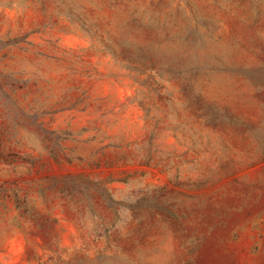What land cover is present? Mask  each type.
<instances>
[{
  "label": "rangeland",
  "instance_id": "374dc122",
  "mask_svg": "<svg viewBox=\"0 0 264 264\" xmlns=\"http://www.w3.org/2000/svg\"><path fill=\"white\" fill-rule=\"evenodd\" d=\"M195 17L264 63L237 1L0 0V264H264V77L139 56Z\"/></svg>",
  "mask_w": 264,
  "mask_h": 264
},
{
  "label": "trees",
  "instance_id": "16d2710c",
  "mask_svg": "<svg viewBox=\"0 0 264 264\" xmlns=\"http://www.w3.org/2000/svg\"><path fill=\"white\" fill-rule=\"evenodd\" d=\"M230 1H237L240 7L245 8L246 12L252 13L253 25L261 22V17L264 16V0ZM186 5L189 6L187 3ZM162 8L167 10L170 9V6L163 3ZM133 21L138 22L139 17H134ZM192 22L194 24L189 25L188 30L177 32L176 35L169 37L171 42L178 43L177 52L165 53L160 45L138 49L139 56L147 60L149 64L146 70L151 69L154 65L166 66L168 70L180 77L184 90H194V83L198 77L207 75L208 72L213 70L250 81L264 77V63L253 67L244 63H237L235 60L224 61L218 57H214L213 61H210L204 58L203 55H199L195 47L202 45L205 36L199 31V20L195 17ZM188 35L191 38H188ZM250 44L253 48L259 49L264 56V43L256 38ZM149 79H153V76H149ZM195 100L200 103L201 97L199 94L196 95ZM210 107H207L208 111L212 110Z\"/></svg>",
  "mask_w": 264,
  "mask_h": 264
}]
</instances>
